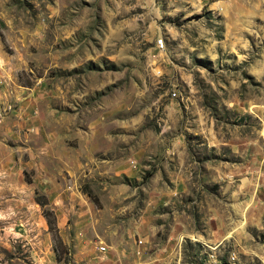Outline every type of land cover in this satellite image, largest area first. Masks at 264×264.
Wrapping results in <instances>:
<instances>
[{"label": "rangeland", "instance_id": "obj_1", "mask_svg": "<svg viewBox=\"0 0 264 264\" xmlns=\"http://www.w3.org/2000/svg\"><path fill=\"white\" fill-rule=\"evenodd\" d=\"M0 264H264V0H0Z\"/></svg>", "mask_w": 264, "mask_h": 264}, {"label": "bare ground", "instance_id": "obj_2", "mask_svg": "<svg viewBox=\"0 0 264 264\" xmlns=\"http://www.w3.org/2000/svg\"><path fill=\"white\" fill-rule=\"evenodd\" d=\"M160 42H162V40H160Z\"/></svg>", "mask_w": 264, "mask_h": 264}, {"label": "built area", "instance_id": "obj_3", "mask_svg": "<svg viewBox=\"0 0 264 264\" xmlns=\"http://www.w3.org/2000/svg\"><path fill=\"white\" fill-rule=\"evenodd\" d=\"M104 248V247H103Z\"/></svg>", "mask_w": 264, "mask_h": 264}]
</instances>
